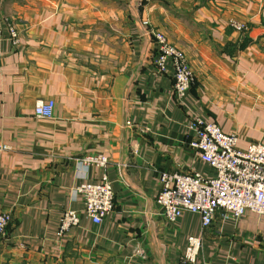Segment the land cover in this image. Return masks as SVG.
Returning <instances> with one entry per match:
<instances>
[{
	"label": "crops",
	"instance_id": "0c3cea01",
	"mask_svg": "<svg viewBox=\"0 0 264 264\" xmlns=\"http://www.w3.org/2000/svg\"><path fill=\"white\" fill-rule=\"evenodd\" d=\"M152 29L187 55L182 101ZM0 36V264H178L201 218L170 223L157 197L163 172L215 175L189 146L193 122L264 144V0H0ZM39 101L52 118L35 117ZM99 155L105 169L81 162ZM103 174L115 206L95 225L75 189ZM68 209L81 222L59 238ZM194 264H264V217L217 215Z\"/></svg>",
	"mask_w": 264,
	"mask_h": 264
},
{
	"label": "built area",
	"instance_id": "2783aa9c",
	"mask_svg": "<svg viewBox=\"0 0 264 264\" xmlns=\"http://www.w3.org/2000/svg\"><path fill=\"white\" fill-rule=\"evenodd\" d=\"M147 24V23H146ZM231 26L246 32L247 26L236 21ZM14 44L19 42L15 27H9ZM158 46L156 66L161 72L168 64L174 69V91L182 100L189 93L194 76L185 55L173 47L165 35L153 32ZM1 41V36H0ZM54 103L39 101L35 117L50 119L54 116ZM194 136L189 146L197 150L201 158L214 170L213 178L199 173L182 174L163 172L160 176L161 190L157 203L170 223H175L185 213L197 214L201 218V233L191 236L178 264H194L203 246L204 234L217 215L223 220L238 221L247 213L264 217V144L256 142L246 148L239 146L236 134H227L216 123L196 119L191 125ZM6 147H0V150ZM87 167L105 169L109 159L103 155L86 157L81 161ZM82 197L84 215L95 225H101L114 210V192L106 174L100 182L84 183L75 189ZM12 221L9 213L0 212V239ZM80 213L71 209L61 217L58 237L63 238L73 227L80 225Z\"/></svg>",
	"mask_w": 264,
	"mask_h": 264
},
{
	"label": "rangeland",
	"instance_id": "374dc122",
	"mask_svg": "<svg viewBox=\"0 0 264 264\" xmlns=\"http://www.w3.org/2000/svg\"><path fill=\"white\" fill-rule=\"evenodd\" d=\"M147 23V24H146ZM145 24L146 25H149V23L148 22H145ZM230 26H231V22H230ZM232 27V26H231ZM233 28V27H232ZM234 29V28H233ZM153 32H157V33H161V34H163V35H165L166 36V38L168 39V41H169V43L173 46V47H175L176 49H178V50H180L184 55H185V57H186V59H187V61H188V64H189V66H190V69H191V71H192V73H193V76H194V80H193V85H194V83H195V75H194V72H193V70H192V68H191V65H190V63H189V60H188V58H187V55L184 53V51H182L181 49H179L177 46H175L174 44H172L171 43V41L169 40V38H168V36L166 35V33H164L163 31H161V30H159V29H152L151 30V36H152V33ZM152 38L154 39V37L152 36ZM154 41H155V43H156V40L154 39ZM156 45H157V43H156ZM157 56H158V46H157ZM157 56H156V59H157ZM156 59L154 60V64H155V66H156ZM157 67V66H156ZM173 67V66H172ZM158 69V68H157ZM166 69H167V67H166ZM159 70V69H158ZM161 72V71H160ZM193 85H192V87H193ZM191 87V88H192ZM191 90V89H190ZM177 96V95H176ZM178 98V97H177ZM179 99V98H178ZM180 100V99H179ZM183 100V99H182ZM181 100V101H182ZM67 211V210H66ZM65 212V211H64ZM63 215V214H62ZM60 225V224H59ZM78 227V226H77ZM73 228H76V227H73ZM72 228V229H73Z\"/></svg>",
	"mask_w": 264,
	"mask_h": 264
}]
</instances>
